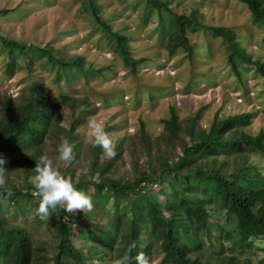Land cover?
<instances>
[{"label":"trees","instance_id":"trees-1","mask_svg":"<svg viewBox=\"0 0 264 264\" xmlns=\"http://www.w3.org/2000/svg\"><path fill=\"white\" fill-rule=\"evenodd\" d=\"M80 1L87 8L91 28L104 32L113 52L135 73L144 58L130 56L131 34L124 30L126 24L107 13L100 0ZM237 1L246 6L254 21L264 23L263 0ZM133 2L141 3L144 15L160 13L157 19L169 28L165 45L168 54L181 49L190 58L188 30L210 29L225 44L231 72L239 77V67L250 66L262 78L264 91V61L252 59L229 28L204 25L196 7L186 6L185 13L177 14L174 10L178 4L172 0ZM0 46L11 65L20 61L21 66L30 70L33 57L46 58L48 64L71 70L82 84L88 82L92 67L83 56L53 52L49 45H26L1 35ZM5 70L10 72L11 67L5 66ZM62 101L75 115L67 131L55 103L32 101L26 93L16 97L0 94V158L6 160L4 183L0 184V264H49L37 240L25 228L26 220L19 222L18 217L27 212L32 199L33 220L44 221L35 212L39 198L33 195L30 175L35 174V160L44 154L45 142L57 147L62 137L67 138L73 146V160L69 164L79 156L81 143L76 127L85 114L92 112V107L85 97L64 93ZM82 102L89 104V108L82 109ZM249 118L250 113L215 115L203 127L196 117L181 120L171 109L161 119L162 131L156 136L142 120L132 135H110L116 152L112 158L104 156L102 149L92 142L87 144L83 151L86 172L81 178L68 172L64 175L97 205L106 202L102 214L106 218L90 238L83 236L82 247H77L73 233L83 227L77 216L65 213L59 206L50 210L52 264H113L124 255L130 257L129 264H135L131 257L140 252L150 258L159 254L161 264H214L211 259L218 264H264L262 258L255 263L250 257L240 258L255 242H264V175L250 161V153L264 156V130L255 135L245 132ZM113 126L106 127L110 131ZM11 131H21L24 139L7 152L5 134ZM119 165L125 168L122 178L118 177ZM15 167L18 174L11 181L8 177ZM194 184L198 186L196 193L192 191ZM196 220L204 222L203 229H196ZM210 249L217 252L212 255Z\"/></svg>","mask_w":264,"mask_h":264},{"label":"rangeland","instance_id":"rangeland-1","mask_svg":"<svg viewBox=\"0 0 264 264\" xmlns=\"http://www.w3.org/2000/svg\"><path fill=\"white\" fill-rule=\"evenodd\" d=\"M193 1L197 5L193 6ZM100 2L107 13L126 24L124 30L131 34L128 41L130 56L144 58L135 73L130 72V67L124 65L113 52L104 32L91 28L87 8L80 0H0L2 37L26 45H49L53 52L83 56L91 64L88 82L82 84L71 70L65 71L56 64H48L46 58L33 57L30 70L21 66L20 61L11 65L0 46V94L16 97L26 93L32 101L39 99L55 103L66 131L75 120V115H71L67 103L62 101L64 93L75 98L85 97L92 107V112L85 114L83 122L76 127L81 150L74 163L59 161L57 147L45 142L44 154L53 160L63 175L68 172L81 178L86 172L83 151L91 143V138L85 136L91 119L101 122L108 136L113 134L115 138L134 134L139 120L153 136L158 135L162 131L161 119L167 117L171 109L181 120L196 117L197 123L203 127H207L215 115L250 113L244 131L255 135L260 129L264 130L262 78L247 65L239 67V77L234 75L227 65L225 44L212 30L202 27L188 30L192 50L190 58L181 49L170 55L165 48L169 28L157 19L159 12L144 15L141 3L135 4L133 0ZM172 2L178 4L174 10L177 14L185 13L186 6L196 7L204 25L229 28L239 46L252 59L264 61V23L254 21L245 5L237 0ZM163 19L166 21L167 17L163 16ZM5 66L11 67L10 72L5 70ZM81 104L82 109L89 108L86 102ZM108 125H114L110 131L106 127ZM5 137L7 152L24 139L21 131L7 132ZM250 161L264 175V156L250 153ZM124 170L122 165L117 167L119 178L124 176ZM15 174H18L17 167L8 178L14 181ZM192 188L196 193L198 186L194 184ZM31 203L32 199H29L27 212L18 217L19 222L26 220L25 228L52 264L54 246L49 243L53 238L52 221L46 217L36 223ZM92 203L91 211L73 212L77 222L83 226L78 233L76 230L73 233L77 247H82L83 236L90 238L97 231V225L105 221L106 217L102 214L106 202L97 205L92 200ZM195 227L203 229L204 222L196 220ZM232 227H235V222H232ZM216 252V249H210L212 255ZM245 257H250L252 263L258 258L264 259V242H255L249 252L240 255L241 259ZM73 259L78 263L75 257ZM151 259L154 264H161L159 254H154ZM211 262L218 264L213 259Z\"/></svg>","mask_w":264,"mask_h":264},{"label":"clouds","instance_id":"clouds-1","mask_svg":"<svg viewBox=\"0 0 264 264\" xmlns=\"http://www.w3.org/2000/svg\"><path fill=\"white\" fill-rule=\"evenodd\" d=\"M86 137L91 138L94 147L99 146L102 154L107 158L116 155L115 144L104 130L101 122L91 119L87 124ZM57 159L64 163L73 160V146L67 138H61L56 149ZM34 175L30 177V182L34 186V195L39 198L36 214L44 219L49 217L50 210L55 211L59 206L65 213H73L75 210L91 211L93 203L91 197L84 192L77 190L71 180L63 175L59 168L54 165L53 160L42 154L35 160ZM5 160L0 158V184L4 183ZM130 257L124 255L116 259L113 264H129ZM131 260L135 264H154L150 257L144 253H137Z\"/></svg>","mask_w":264,"mask_h":264}]
</instances>
